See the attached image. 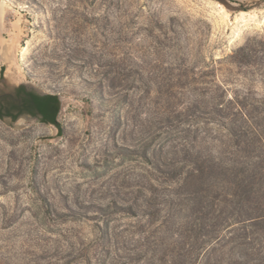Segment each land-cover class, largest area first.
<instances>
[{
    "label": "rangeland",
    "instance_id": "1",
    "mask_svg": "<svg viewBox=\"0 0 264 264\" xmlns=\"http://www.w3.org/2000/svg\"><path fill=\"white\" fill-rule=\"evenodd\" d=\"M7 2L15 63L0 66V94L24 84L62 108L60 127L0 116V264H87L82 248L110 263L148 245L129 264L147 263L156 241L181 239L197 202L175 193L184 148L224 151L207 100L264 95V0ZM102 231L120 248L95 254Z\"/></svg>",
    "mask_w": 264,
    "mask_h": 264
},
{
    "label": "trees",
    "instance_id": "2",
    "mask_svg": "<svg viewBox=\"0 0 264 264\" xmlns=\"http://www.w3.org/2000/svg\"><path fill=\"white\" fill-rule=\"evenodd\" d=\"M247 48L237 51L243 52L241 61L245 63L253 56L246 52ZM226 91L211 96L206 111H202L209 122L217 121L219 130L226 132L224 151L217 156L184 148L187 155L183 160L189 167L179 179L175 193L189 192L196 205L177 234L181 239L171 240L165 247L156 241L151 248L153 256L143 264H264V95L251 89L236 90L229 95ZM15 107L20 110L13 115L10 109ZM61 108L57 93L39 94L24 84L16 88L14 96L1 94L0 116L13 120L29 112L60 127ZM157 170L163 173L161 166ZM174 173L177 169L171 172ZM150 236H145L149 245ZM115 240L116 235L102 231L99 241L92 245H96L95 254L100 247L108 249L110 244L119 249L120 243H114ZM147 247L142 250L145 254ZM86 251L80 249V256H85L87 264H93ZM127 253L122 256L115 252L110 263L102 259L98 263L129 264L145 255ZM168 254L173 256L165 263Z\"/></svg>",
    "mask_w": 264,
    "mask_h": 264
},
{
    "label": "bare ground",
    "instance_id": "3",
    "mask_svg": "<svg viewBox=\"0 0 264 264\" xmlns=\"http://www.w3.org/2000/svg\"><path fill=\"white\" fill-rule=\"evenodd\" d=\"M12 9L13 7L7 2V0H0V66L2 64H6L8 66V69L11 67V65L13 64V58H15L13 56V51H15L14 46V42L15 40L13 38H7L6 36H4L1 33V29L2 27H4L3 24V19L5 18L6 14H8L7 12ZM15 9V8H14ZM11 10V11H12ZM14 11V10H13ZM6 23V22H4ZM14 25V24H13ZM13 32V31H12ZM12 36V35H11ZM13 37V36H12ZM15 37V36H14ZM14 49H13V48ZM13 49V50H12ZM15 63V62H14ZM12 68V67H11ZM10 68V69H11ZM9 71V70H8ZM20 71V70H19Z\"/></svg>",
    "mask_w": 264,
    "mask_h": 264
},
{
    "label": "flooded vegetation",
    "instance_id": "4",
    "mask_svg": "<svg viewBox=\"0 0 264 264\" xmlns=\"http://www.w3.org/2000/svg\"><path fill=\"white\" fill-rule=\"evenodd\" d=\"M15 92H16V89H15L13 92H5L4 94H11V95L14 96ZM0 100H1V94H0ZM7 110H8V109H4V111H7ZM19 110H20V108L15 107V108L10 109V112H11V114L14 115V114L19 113ZM23 114H25V115H30V116H32V117H38V118L40 119V116H39V115H38V116H33V115L30 114L29 112H24ZM23 114H21V115H23Z\"/></svg>",
    "mask_w": 264,
    "mask_h": 264
},
{
    "label": "water",
    "instance_id": "5",
    "mask_svg": "<svg viewBox=\"0 0 264 264\" xmlns=\"http://www.w3.org/2000/svg\"><path fill=\"white\" fill-rule=\"evenodd\" d=\"M36 92L39 93V94H45L44 92H41V91H39V90H37ZM4 118L7 119V120H9V121H12V122L15 121V120H13L11 117H4Z\"/></svg>",
    "mask_w": 264,
    "mask_h": 264
}]
</instances>
